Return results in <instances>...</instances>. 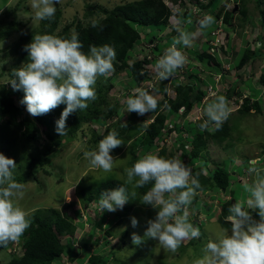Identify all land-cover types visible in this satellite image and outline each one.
Wrapping results in <instances>:
<instances>
[{"label": "rangeland", "instance_id": "rangeland-1", "mask_svg": "<svg viewBox=\"0 0 264 264\" xmlns=\"http://www.w3.org/2000/svg\"><path fill=\"white\" fill-rule=\"evenodd\" d=\"M132 1L136 0H60L58 4L54 5L61 9V17L59 19L58 27L61 29L66 24L71 23L74 19H78L82 24H89L93 20L97 22L101 18L100 14L95 13L86 16L89 12L90 5H100L107 9H111L117 4ZM30 3L31 0H0V24H6L13 18H16L21 24V30L19 32L12 34L6 40H0V84L4 83L7 86L10 85L7 83L12 78L10 77V72L12 68L16 67L14 64V55L10 48L21 36H26L29 33H39L41 29L40 20L34 18V10L30 7ZM231 3L232 0H222L218 10L229 6L233 7L231 6ZM242 4H244V2L242 3V0L241 2H238L240 11L233 16V24L231 26H225V31L229 36V39L226 40V51L228 53L225 52L223 54L218 48L223 39L221 33H219L218 36L215 35L213 41L217 43V46L208 50L209 54L218 52L221 58L222 71L220 74H216L213 77V80L215 81L214 85H216V87H210V85L213 84H209L212 80H210L211 76L207 74L209 72L207 62L200 61V66H197L196 64L190 65V63L192 64L194 62V57L203 51H207V39H212V35L216 29L215 22L211 27L201 30L198 27V23L195 22V16L189 14L183 20L182 16L180 17L181 10L177 13L176 9H173L171 12L176 16H171L169 21H167V25L163 29H148L149 32L144 35V38H142L143 40L140 41V44L137 45V49H135L136 54L133 53L132 55V57L136 59V56H139V54H146L147 58L150 60L148 67L151 69V72H153L152 69L158 58L163 55L164 50L173 43L172 40H167L166 37H176L178 35L177 31H175L176 28H182L194 34L191 47L184 48L181 46V50L186 57V63L183 68L178 69L168 80L160 81L154 73V79H150L140 84V86L156 89L157 100H162L164 98V90L167 96L172 97L175 95V86L172 82L174 78H179L180 81H183L184 83L187 82L186 80L195 84L199 83V88L205 89V96L200 104L194 105V108L188 114V119L178 120V122L182 121L184 128L189 132H191L189 129L190 123L187 121L196 122L205 119L204 109L210 104L209 101L213 102L217 96L227 93L229 86L231 83L233 84L237 78L242 82L248 80L247 84H245L246 87H251L250 81L252 85H254V81L257 82L256 87L261 88L257 91L252 89L251 93L253 95H262V93H264V84L259 79V70L253 68L252 64L249 66L245 65L243 69H238L236 73H234V70L231 71L233 63H236L241 55L246 53L245 45L239 44L240 46H237L238 42L243 39V35L240 32L244 29V26H241V24H243V17L240 15L242 14ZM252 4L253 3H247L244 5H247V9H249ZM252 12H254L253 8L245 11V28L249 25H255V27L257 26L256 28L262 30L259 31L262 34L264 28L258 23L259 18H253ZM210 15L216 19V14L210 13ZM179 18L181 19L179 20ZM183 21H185V25L182 24ZM189 21H191V23H189ZM179 22H182V25L178 26ZM223 27L224 26L222 25L221 29H223ZM71 31L72 33L76 32L74 27H72ZM255 35L256 33L251 34L249 37L250 39H248L246 35L244 36L245 39L247 38L245 41H249V46L247 48L251 51H254V48H256L258 44ZM230 37L232 38V41L235 37L236 38L231 42ZM159 38H163L159 44L164 50H162L160 55L152 54L150 50L152 48L151 46L157 44ZM149 39H151V44L146 42V40ZM256 51L261 53V56L264 57V46L262 48H256ZM216 59H219V57H216ZM132 60L130 59L129 63H131ZM114 69V72L108 77H99L97 79L95 85L97 99L95 101H90L87 107V109H92L94 104H96L99 105V107H101L100 110L105 113L109 110V106H104V104L99 102V93L108 98L110 107H115L118 103H123V107L120 110L121 118L119 119L118 117H115V119L111 120L109 123L100 124L98 127L102 130L110 127V125L114 128L122 125L129 116V112L126 111V99L128 98L127 94H132L133 91V89L128 86L131 77L125 71H116L115 67ZM238 88L237 85L234 89L238 90ZM229 94L232 95L233 91L230 90ZM246 94L248 93L244 90L241 92L242 96H246ZM238 97L239 96L236 94L229 98L226 97L230 108V116L228 117L227 122L229 127H231V134L223 145L214 144L210 147L209 160L220 163L231 172L232 183H230V189L224 193L230 194L233 199L245 200L247 194L243 191V185L251 184L254 179L259 178L255 172L249 173L247 171V167L249 166L248 162L258 158H264V110L263 112L261 111V113L249 112L246 114H240L236 111L240 104V99ZM261 100L264 107V98H261ZM16 104L26 110L25 107L19 103V100L16 101ZM152 115L153 114L151 113L144 116L136 114L137 117H135V123L145 125L151 122ZM20 117L21 116H19V118ZM116 120L119 121L115 123ZM91 126L92 123L89 124L83 121L80 129L75 133V137L69 141L68 139H64L61 146H51V154L47 156V162L42 166H38L34 174H28L29 167L27 163L32 157L39 156L40 152H45L49 140L46 138L44 132L40 130L37 139L30 143H24L17 133L16 125H10V128L5 131L6 138L3 145L5 149L7 148L5 155L13 158L17 163V167L14 170V178L25 185L23 199L19 201L20 205L29 213L37 208L46 207H54L62 212L65 210L67 216L72 222L78 221L77 225L79 230L77 228L74 235H70L71 237L77 238L74 240V245L77 246L83 236L92 233L93 244H96L94 247L99 248L98 251H101V254H111L110 258L112 259L106 264H121L119 260H123L128 264H192V261L200 256V249L209 236L218 234L225 228L217 220V215L219 213L218 209L220 208V202L226 197V194H220V199H217L216 194L210 191H207L204 195L197 194L196 203L189 206V217H191L189 220L194 226L200 228L202 235L198 240L193 239L184 241L176 253L166 251L157 241L150 238H144L143 243L139 246L132 244L131 233L136 232L143 237L144 231L147 227L146 220L154 218L155 210L151 207L145 208L141 205L133 207L132 210L127 212V215L125 214L126 216L122 218V223L113 225V227L110 228V234L106 236V221L109 220L110 223L113 222V219L117 218V213L119 215L121 213L123 214L124 209L117 210L114 213L106 211L98 213L95 211L96 213L93 216L94 208L97 210L100 209L99 203L92 202L89 208L88 206L85 207L81 203V198L78 196V193L84 186L97 182L108 176L123 179L125 177V169L128 168L127 162L130 160L129 144L132 140H129L127 143L120 146L119 149H114L112 151L111 154L114 157L113 169L111 172H104L101 169L91 166L89 161L83 155L85 150L94 149L98 145H94L89 141V130ZM193 129L194 128H192V130ZM210 130L214 131L215 128L211 126ZM189 132H186L184 129L181 132L174 130L168 135L166 141L168 150L174 152L176 156H182L181 150L178 146V136L185 138L189 135ZM222 146L226 147V149L222 148ZM262 160L264 161V159ZM209 165L211 164L209 163ZM256 168L258 170L264 169V164H258L256 165ZM22 175L23 179H21ZM260 175L264 176V171H261ZM130 187L132 188L131 185ZM200 197H204V199L207 200L206 207L203 206L204 204ZM209 208H211V210ZM77 209H80V214L75 212ZM195 215H198L200 221L197 222L192 220L195 219ZM132 216H135L138 220V226L136 228L131 226L130 218ZM86 217H92L93 221H85ZM102 219H104L102 225H100L101 223L98 224ZM123 232H126V235H123ZM122 238L124 240L126 239V243L125 245H121L122 248L119 249L118 245ZM106 240H108L107 244H105ZM18 247L19 245L17 241V244L13 243L8 248L0 251V264L8 262L12 257L11 251L14 249L17 250ZM110 247L114 249L111 250ZM96 255H98V253H96ZM75 264H87L86 255L83 254L80 257L78 256L75 260Z\"/></svg>", "mask_w": 264, "mask_h": 264}, {"label": "trees", "instance_id": "trees-1", "mask_svg": "<svg viewBox=\"0 0 264 264\" xmlns=\"http://www.w3.org/2000/svg\"><path fill=\"white\" fill-rule=\"evenodd\" d=\"M165 1L166 0H136L117 4L111 9H107L100 5H90L89 12L86 16H90L95 13L101 15V18L97 21L100 27L96 28H93L91 23L82 24L78 19H74L71 23L66 24L64 27L59 29L58 26L59 19L61 17V9L56 7L55 15L51 20H40L41 29L39 33L54 34L60 37H70L72 34L71 29L74 27L76 33H78L79 40L83 44L82 50L84 52H88L89 45L92 44L97 46L105 43L113 45L116 52L115 60L113 61L114 67L116 68V71H125L131 77L128 86L129 88L134 89L140 86L141 83L154 79L155 77L154 72H151V69L148 67L150 60L147 58L146 54H139V56H136V59H134L132 55L133 53L136 54L135 49H137V45L140 44V41L143 40L142 38H144V35L149 32L148 29H163L167 25V21L171 18L172 13L171 7L168 6ZM170 1L174 4L179 2L180 4L187 3V0ZM221 1L222 0H209L207 4L202 5L201 7L203 13H198V15L195 16V22L197 23L198 20L205 14L214 13L216 14L217 20L222 18V22H224V24L222 23V25H224V29H226L225 26H231L233 24L232 18L240 11V7H238V10H234V8L230 6L218 10L219 5H221ZM243 2L244 4L253 3L259 13V23L264 26V0H242V3ZM244 4H242V14H240L243 17V24H241L242 27H245L246 24V20L244 18L245 11L249 10L247 9V5L245 6ZM189 13V11H184V13L181 14L182 19L184 20ZM180 19L181 18H179V20ZM181 23L182 22H179L178 26L184 24V22L182 24ZM215 25L217 29L218 24L216 21ZM20 30L21 24L16 20V18H13L6 24H0V40H6L12 34H15ZM225 32L221 33L223 42H220L221 44H219L218 48L221 52L228 53L226 51L227 38ZM33 34L34 33H29L26 36H21L19 40H17L10 48L14 55V64L16 67H19L22 62L27 60V53L23 50V46L31 41ZM214 38L215 34L213 33L212 39H207V51L199 53L193 58L194 62L192 64L190 63V65L196 64L197 66H200V61L207 62L209 69L207 74L211 76L210 80H212V82L209 84H213L211 85L212 87H216V85H214L215 81L213 80L214 75L220 74L222 71L219 53H208L210 48L216 47L211 44L212 41H214ZM261 38H264V34L260 37V39ZM162 39L163 38H159L157 41L158 43L151 46V49L149 48L152 54L160 55L162 53L164 48H162L159 44ZM166 39L173 41L174 38L166 37ZM150 41L151 39L146 40V42L151 44ZM256 48H262V46L257 45ZM254 51L246 48V53L241 55L236 63L234 62V68L240 69L244 66L247 61L250 60L251 56L254 55ZM216 57H219V59H216ZM130 59L132 60L131 63H129ZM10 77L12 76L10 75ZM186 81L187 82L184 83L183 81H180L179 78H174L172 80L173 85L175 86V95L172 97L167 96L164 90V98L162 100H158L157 110L151 112V114H153L151 122L145 125L136 124V113L131 112L125 120V122H127V127L119 125L114 128L110 125V127H107L104 130L99 129L98 126L100 124L109 123L111 120L115 119V117H118L119 119L121 118L120 110L123 107V103H118L117 106L110 107L108 98L98 92L99 102L104 104V106H109V110L105 113L100 110L101 107H99V105L94 104L92 109L72 113L66 121L67 132L63 136H59L56 133L55 121L59 118L65 105L62 104L45 115L37 117L29 116L26 110L16 104V101H20L22 99L24 95L23 91H13L10 85L7 86L2 83L0 84V152L5 154V151L7 150V148L5 149L3 142L6 138L5 131L10 128V125H16L17 133L24 143H30L37 139L38 132L42 130L46 138L49 140V144L46 147L45 152H40L39 156L32 157L27 163L29 167V171L27 173L34 174L38 166H42L45 162H47L46 158L51 154V146H61L64 139H68L69 141L75 137V133L78 132V129H80L81 124L84 121L89 124L92 123L89 130V141H91L94 145L98 144V142L105 135H107L108 132L113 130L118 133V138L121 139L124 144L129 140H132L129 144L130 160L127 162L128 168L131 167L139 157L149 152L158 153L159 155L165 157H177L174 152L168 150L166 146L167 137L174 130L181 132L184 129L186 132H189L184 128L182 121L178 122V120L188 119V114L194 108V105L200 104L205 96V89L199 88V83L195 84L189 80ZM234 88V85H230L227 93L220 96L227 98L232 97L234 94L241 96V92L243 90L246 91L244 86L240 87V89L238 88V90ZM248 88V94L243 97L242 104L236 111L240 114H246L251 111L255 113H261V111L263 112L264 108H262L261 98L259 97L257 99H253L251 87ZM230 90L233 91L232 95L229 94ZM130 95V93L127 94L128 97ZM209 102L212 103V101ZM19 116L21 117L19 118ZM203 120L204 119L196 122L186 120L190 123L189 129L191 132H189V135L185 138L178 136V146L182 153V156L179 155L178 157L191 169L192 175L198 178L201 185L198 193L204 195L207 191H210L216 194L217 199H220L219 195L226 194L224 192L230 189L229 186L230 183H232L231 172L220 163L209 160L210 147L214 144L223 145L231 134V127H229L226 120L219 130H217L215 126H212L215 130L211 131L210 126L207 130L201 131L198 125ZM118 121L119 120H116L115 123ZM192 128L194 129L192 130ZM222 148L226 149L224 146H222ZM116 149H119V147ZM209 163L211 165H209ZM21 179H23V175ZM126 180V172L123 179L108 176L97 182L84 186L79 190L78 196L81 198V203L85 207L88 206L89 208L92 202L99 203L100 194L103 191L119 187L120 185L125 184ZM150 186L151 185H146L144 188L133 189L130 185H128L130 193L132 191L137 193L136 199H130V201L123 208V214L121 213L119 215L117 213V218H114L113 222L110 223L109 220L106 221V236L110 234V228L113 227V225L122 223V218L126 216V213L132 210L133 207L137 205H141L145 208L150 207L141 204L139 201L143 193L146 192ZM200 198L204 204L203 206L206 207L207 200H205L204 197ZM232 199L233 197L230 194H226V197L222 199L221 202L219 201L220 208L218 209L219 213L217 215V220L225 228L230 226L227 221V216L229 215L228 208L232 203ZM233 200L235 201L236 199ZM196 201L197 196L194 197L192 204L194 205ZM209 209L211 210V208ZM95 211L98 213L101 212L100 209L97 210L94 208L93 216L96 213ZM75 212L80 214V209H77ZM30 214L32 220L31 226L18 240V249L15 253L11 254V259L5 264H75L76 258L78 256H82L83 254L86 255L87 264H106L110 259H112L110 258V253L101 254V251H98L99 248L94 247L96 244H93L92 233L86 234V236H83L80 239V243H78L77 246L74 245V240L77 238L71 237L70 235H74L76 229L78 228V222H72L67 216L65 210L62 212L54 207L37 208L30 212ZM194 218L195 219H192L193 221H200L198 215H195ZM87 221H93V218L90 217ZM103 221L104 219L99 221L98 224L101 223L100 225H102ZM123 235H126V232H123ZM125 240L122 238L120 244L118 245L119 249L122 248L121 245H125ZM12 243H10L7 247H0V251L8 248ZM107 243L108 240H106L105 244ZM110 249L113 250L114 248L112 249L110 247ZM96 253H98V255H96ZM119 261L121 264H128L123 260Z\"/></svg>", "mask_w": 264, "mask_h": 264}, {"label": "clouds", "instance_id": "clouds-1", "mask_svg": "<svg viewBox=\"0 0 264 264\" xmlns=\"http://www.w3.org/2000/svg\"><path fill=\"white\" fill-rule=\"evenodd\" d=\"M208 1L187 0L186 4L182 3L185 7L180 16L184 11H189L192 16L202 14L201 6ZM59 2L60 0H31L34 18L51 20L56 12L54 5ZM238 2L241 0H232L231 6L238 8ZM215 21L217 24L221 22V26L224 23L222 18L217 20L210 14H205L197 23L203 30L211 27ZM91 26L100 27L95 20L91 22ZM176 31L178 35L174 37L173 43L164 50L152 69L160 81L168 80L178 69L184 67L186 57L181 46L188 48L193 43V33L182 28H176ZM222 32H225L224 27ZM226 38L229 39L228 33ZM82 49L83 44L76 32L70 37L33 34L31 41L23 46L27 60L11 69L12 78L7 82L13 91H23L24 95L19 103L32 117L45 115L58 106L65 105L55 121V131L59 136L66 134V121L72 113L87 109L88 103L97 99V79L108 77L115 70L113 61L116 52L113 45L92 44L89 45L88 52ZM243 97L241 95L238 98L242 101ZM126 105L127 112H135L139 116L156 111V89L145 86L134 88L126 99ZM204 115L206 118L198 125L200 130L205 131L210 126L219 130L230 116L226 97L217 96L205 107ZM122 127H127V123L124 122ZM122 144L124 143L118 138V133L113 130L98 142L96 148L85 150L83 155L94 168L111 172L114 164L111 153ZM262 159L248 162L247 171L255 172L259 178L254 179L251 184L243 185V191L247 194L245 200H235L230 204L227 216L230 227L210 235L200 249V256L192 264H264V176L260 175L264 169L256 168V165L264 164ZM16 167L17 163L13 158L0 152V247H7L12 242L17 244L32 223L31 214L19 203L23 199L25 185L14 178ZM125 171V184L103 191L100 194L99 208L101 212L109 213L123 210L130 199H136L137 195L135 191L129 192L128 185L133 189L151 185L139 201L154 209L155 216L146 220L147 227L143 237L136 232L131 233L132 244L139 246L144 238H150L166 251L176 253L184 241L200 239V228L189 220V206L201 185L178 156L165 157L149 152L139 157ZM87 219L88 217L85 221ZM130 220L131 226L136 228L137 218L132 216ZM13 252L16 250L11 251V254Z\"/></svg>", "mask_w": 264, "mask_h": 264}, {"label": "crops", "instance_id": "crops-1", "mask_svg": "<svg viewBox=\"0 0 264 264\" xmlns=\"http://www.w3.org/2000/svg\"><path fill=\"white\" fill-rule=\"evenodd\" d=\"M253 8V10H254V12H252L253 13V18L254 19H258L259 18V13H258V11H257V9L254 7V5L252 4L251 5V8L249 7V10H251ZM259 23V22H258ZM260 24V23H259ZM257 27V26H256ZM255 27V25H249L248 27H243L244 29H242L240 32L242 33V35H243V39H242V41H239L238 42V45L237 46H240V45H245L246 46V48L249 46V41L247 40V41H245L247 38L248 39H250L249 37H250V35L251 34H253V33H256V35H255V39H256V41H257V45H260V46H264V38H261L260 39V37H262L263 36V34H264V29H263V33L261 34L259 31H262V30H260V29H258V28H256ZM260 27H261V25H260ZM263 28H264V26H262ZM247 36V38L245 39L244 38V36ZM231 38V37H230ZM236 38V37H235ZM234 38V39H235ZM234 41V40H233ZM232 41V39H231V42H233ZM251 43V42H250ZM240 44V45H239ZM257 47V46H256ZM255 49V48H254ZM224 54V53H223ZM250 64H252V66H253V68H256L257 70H259V79H260V81H264V57H262L261 56V53H259V52H257L256 50L254 51V55H252L251 56V58H250V60L249 61H247V63L245 64L246 66L248 65H250ZM234 63H233V66H232V68H231V70L233 71L234 70V73H236V71L238 70V69H236V68H234ZM244 65V66H245ZM244 66H242L239 70H241V69H243V67ZM247 81L248 80H245V82H242V81H239L238 80V78L233 82V84L231 83V86L232 85H235V87L238 85V87H239V89H240V87H242V86H244V89L246 90L245 92H247L248 93V90H249V88L248 87H246V85L245 84H247ZM243 83H244V85H243ZM254 83V85H252L251 84V81H250V85H251V90L253 89L254 91H257L259 88H261V87H256V84H257V82L256 81H254L253 82ZM263 84H264V82H263ZM252 94V93H251ZM252 96H253V99H257V98H264V93H262V95H253L252 94ZM262 106H263V103H262ZM264 108V107H263ZM264 110V109H263ZM252 112V111H251ZM253 113V112H252ZM263 158V157H262ZM264 159V158H263Z\"/></svg>", "mask_w": 264, "mask_h": 264}, {"label": "built area", "instance_id": "built-area-1", "mask_svg": "<svg viewBox=\"0 0 264 264\" xmlns=\"http://www.w3.org/2000/svg\"><path fill=\"white\" fill-rule=\"evenodd\" d=\"M165 3L168 5V6H170L172 9H171V11H173V9H176V12L178 13L180 10H182V8H184L185 6L184 5H182V4H180V2L179 3H173L172 1H170V0H166L165 1ZM173 3V4H172ZM172 16H174L173 14H172ZM221 22L220 23H218V26H217V29H216V31L214 32V34L216 35V36H218V34L219 33H222V30L223 29H221ZM218 30V31H217ZM218 42V41H217ZM213 43H216V42H212L211 44L213 45V46H217V43L216 44H213ZM214 48V47H213ZM213 48H211V49H213ZM210 87H212L211 85H210ZM240 101V103H242V101L241 100H239ZM15 250V249H14ZM13 250V251H14Z\"/></svg>", "mask_w": 264, "mask_h": 264}, {"label": "water", "instance_id": "water-1", "mask_svg": "<svg viewBox=\"0 0 264 264\" xmlns=\"http://www.w3.org/2000/svg\"><path fill=\"white\" fill-rule=\"evenodd\" d=\"M236 8H237V7L235 6L234 10H236ZM233 201H234V200H232V202H233Z\"/></svg>", "mask_w": 264, "mask_h": 264}]
</instances>
